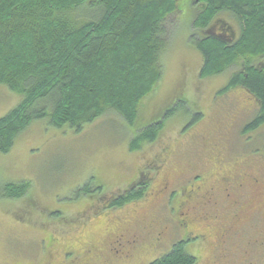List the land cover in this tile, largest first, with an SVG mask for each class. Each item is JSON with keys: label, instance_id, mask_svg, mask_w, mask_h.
I'll return each instance as SVG.
<instances>
[{"label": "rangeland", "instance_id": "1", "mask_svg": "<svg viewBox=\"0 0 264 264\" xmlns=\"http://www.w3.org/2000/svg\"><path fill=\"white\" fill-rule=\"evenodd\" d=\"M86 8L88 12L94 10L89 5ZM178 9L175 32L162 56L163 77L144 101L137 123L130 125L118 115L107 114L77 133L68 125L57 128L45 118L21 132L8 153H0L1 188L23 181L31 184L21 199L0 197V264H150L183 241L187 242L186 251L198 259L197 264H218L217 260L240 263L242 256L237 255L232 263L221 258V253L228 257L248 247L254 240L252 226L264 225V205L260 208L255 203L258 208L245 212L243 218L235 217L232 210L240 205L220 208L213 214L217 219L200 216L199 223L185 230L178 224L177 203L185 195L181 192L184 185L195 183L194 177L205 169L208 179L215 168L231 169L244 162L262 169L264 177V126L244 131L251 114L255 112V116L259 110L250 112L248 99L254 100L243 89L219 95L233 69L201 78L203 55L190 42L195 10L191 0H180ZM72 17L76 21L91 20L84 10ZM227 20L238 34L236 23ZM261 64L264 58L256 60L257 66ZM22 100L23 95L0 85V118ZM168 111L174 115L166 121L156 142L131 152L130 143L137 132L161 121ZM213 146L221 152L217 158L223 160L221 165L217 160L212 165ZM162 154L167 166L160 161ZM160 167L167 168L172 177L168 190L162 188L157 177ZM142 171L151 177L144 198H129L122 207L105 209L112 198L138 181ZM227 171H219L222 178L229 175ZM88 183L93 184V195L81 191ZM98 187L102 191L98 192ZM249 192L253 193L254 187L247 188L245 197L250 198ZM104 196L106 201L102 202ZM261 198L264 201V195ZM186 215L196 219L193 212ZM230 220L236 229L224 243L219 241L221 231L207 229L210 222L222 225ZM122 232L128 235L130 246L146 250L138 259L116 262L114 252L119 245L114 242L112 251L111 239ZM256 253L264 256L263 247ZM263 256H253L250 264H264Z\"/></svg>", "mask_w": 264, "mask_h": 264}, {"label": "trees", "instance_id": "2", "mask_svg": "<svg viewBox=\"0 0 264 264\" xmlns=\"http://www.w3.org/2000/svg\"><path fill=\"white\" fill-rule=\"evenodd\" d=\"M179 1L0 0V85L23 95L0 118V153H8L21 132L45 118L57 128L68 125L77 133L107 114L137 123L144 101L163 77L162 56L175 32ZM87 5L94 10L88 12ZM191 5L195 14L190 42L204 59L200 76L205 79L233 69L221 95L240 86L260 100L257 116L244 126L246 133L253 132L264 126V65H256L264 58V0H191ZM82 10L91 20L73 19L72 14ZM226 18L236 23L238 34ZM218 27L228 35H216ZM173 115L168 111L161 121L139 130L130 151L156 142ZM166 169H156L159 179L170 175ZM144 172L104 208L144 198L151 179ZM91 185L81 191L93 195ZM30 187L28 181L0 186V197L21 199ZM180 198L182 203L184 195ZM186 244H175L150 264H197Z\"/></svg>", "mask_w": 264, "mask_h": 264}, {"label": "flooded vegetation", "instance_id": "3", "mask_svg": "<svg viewBox=\"0 0 264 264\" xmlns=\"http://www.w3.org/2000/svg\"><path fill=\"white\" fill-rule=\"evenodd\" d=\"M215 31V34L219 36H221L222 34L228 35L227 30L220 27L215 28ZM238 89H243V93H247L251 96V98H253L254 101H251L250 98L248 99L249 105L251 106L250 112H253L254 110L258 111L262 107L260 100H258L254 95L251 94L249 90H246L245 88H242L240 86L231 87L229 88V91L227 93L229 95L230 92ZM240 93L242 92H239L237 94L240 95ZM254 113L251 114L252 117L250 116V120H253L258 114L257 113L254 116ZM215 150H218V148H215L213 146V148H211V151H213L212 158H214L212 160V165L214 162H216V160L218 164L221 165L223 160L217 159L219 156H221V152H216ZM163 154L166 156L167 152ZM209 156H211V152H209ZM164 160L165 159L162 157V162ZM226 168L227 167L221 166L215 168V174L213 175L212 171V176L208 179H205L204 173L207 171V169H205L203 171L204 173L201 172V174L199 173L196 177H194L195 183L189 182L184 185L181 192L185 193V195L182 203H178V209L180 212L178 224L180 228L185 229L186 227L193 226L196 222L199 223L198 218H200V216H205L207 218L209 217L211 218V221H213V218H218L217 216L213 217V214L216 212L219 213L220 208L229 207L232 209L233 206L240 205L237 208L235 207L236 209L233 208L232 210L235 217L243 218V214L245 212H248L251 209L258 208L255 206V203H257L260 208L264 205V201H261V199H263L261 197L264 195V177L261 178L262 169H258L257 167L253 168L251 165H248L244 162L234 164L231 169ZM164 169L165 167L163 168V170ZM220 170H228L227 173H229V175L225 174V176L222 178L223 173L219 172ZM171 180L172 177L167 173L163 174L160 177V184L164 190H168L170 188L169 182H171ZM259 185L262 186L260 187ZM248 187H254V192L248 193V196L250 198L245 197V191ZM197 189L198 192L196 193ZM259 194L261 195L260 197H258ZM221 205L223 206L219 207ZM191 212L195 214L196 219L190 218L188 215H186V213L189 214ZM208 226L209 227L207 229L211 231H221V233H219V241L220 239H222V243H224L227 235L231 231H234V229H236V225H233V222L231 220L229 222H225L222 225H213V223L210 222ZM239 227H241L240 224ZM252 231L254 232V240L248 243L247 248H244V250L242 251L233 252L228 257L226 256L225 252L221 253V258H225L227 260L230 259L232 263H235V257L237 255H240L242 257L239 264H250L251 259H253V261L255 260L254 257H262L263 255L261 253L258 254L256 252L260 250L261 246L264 249V225L255 223V225L252 226ZM128 239V235L124 232H122L118 236H116L115 234L114 238L111 239L113 240V242L111 243L112 251L115 247L114 242H117L119 245V248H116L114 252L117 258L116 262H119V260H130L132 257L134 258V260L138 259L139 255L143 254L146 251L137 249L135 246H130L131 241H129ZM123 243H125L127 246L125 247ZM218 257H220V255ZM215 262H219L218 264H224L222 260H217Z\"/></svg>", "mask_w": 264, "mask_h": 264}]
</instances>
